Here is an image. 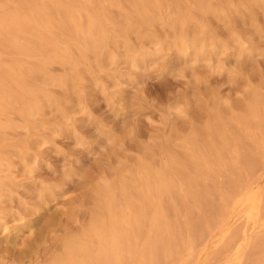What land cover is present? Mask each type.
<instances>
[{"label": "rangeland", "instance_id": "obj_1", "mask_svg": "<svg viewBox=\"0 0 264 264\" xmlns=\"http://www.w3.org/2000/svg\"><path fill=\"white\" fill-rule=\"evenodd\" d=\"M21 1L0 0V15L19 9ZM39 1L27 3L32 7ZM62 1L82 28L88 14L96 18L105 43L93 48L88 36L62 30L64 55L74 64L59 61L52 51L27 57L0 45V90L9 88L12 94L0 114V264H18L13 255L30 249H35L30 264H48L64 238L87 229L98 186L129 176L140 160L164 171L177 186L183 173L197 193L183 199L178 192L179 199L160 194L175 244L189 241L193 249L185 256L173 248L154 264H215L214 210L249 169L241 163L235 173L217 166L197 170L193 157L215 142L202 132L212 121L209 113L216 110L220 126L232 135L240 130L235 118L248 116L251 94L264 97V8L252 7V22L224 0H201L216 12L200 8L199 0H152L158 6L149 12L151 22L144 23L137 14L139 0ZM183 15L189 27L203 28L188 29L190 37L215 41L202 54L180 51L174 43L180 26L170 27V21ZM58 46L57 54L64 44ZM26 66L30 72L17 78ZM25 101L38 102L41 113L27 117L20 107ZM251 172L253 186L264 190V165ZM228 221L232 227L241 223ZM41 222L48 224L45 230Z\"/></svg>", "mask_w": 264, "mask_h": 264}, {"label": "bare ground", "instance_id": "obj_2", "mask_svg": "<svg viewBox=\"0 0 264 264\" xmlns=\"http://www.w3.org/2000/svg\"><path fill=\"white\" fill-rule=\"evenodd\" d=\"M224 1L232 11L246 12L244 17L248 15L252 22V7L264 8L261 0H239L237 4L231 0ZM199 3L203 10L216 12L215 7L203 5L201 0ZM157 6V2L152 0H139L138 8L142 12L137 14H140V21L151 22L152 14L149 12ZM24 7L28 9L26 12ZM226 7L221 6L218 11L224 14ZM54 16L63 20L54 22ZM176 22L180 26L174 41L178 50L190 48L202 54L207 46L215 43L207 36L198 35L197 38L193 33V37H190L188 29L202 32L203 28L199 24L189 27L184 15L172 19L169 26L174 27ZM64 29L69 33L88 36L93 41V48L102 47L105 43L103 29L91 14L87 15V22L82 28L74 11L65 1L40 0L30 7L27 0H23L19 9L0 15V45L11 49L12 54L22 53L27 57L35 56L41 50L52 51L59 61L72 64L73 61L64 55L67 37L63 40L60 38ZM26 33L30 34L29 39L24 37ZM230 39L237 41L238 37L232 34ZM59 43H63L64 47L57 54ZM13 66L14 63L8 65V68ZM20 70L17 78L29 73L31 69L26 66ZM6 89L0 90V114L3 110L1 107L12 95L9 88ZM40 106L36 101H25L20 107L27 117H32L41 113ZM209 114L212 121L203 127L202 132L215 138V142L207 144L199 155H194L197 170L217 166L235 173L239 172L241 163L249 169L244 177L239 175L240 184L233 185L224 205L214 210L218 216L216 238L213 241L216 247L215 264H264V190L254 187L250 179L253 174L251 170L258 164L264 165V97L256 91L251 94L248 116L235 118L240 124V130L232 135L220 126L222 118L216 110ZM192 144L197 147L199 143L193 138ZM175 162V158L170 160L172 164ZM128 174H121L116 182L104 180L98 186L94 192L96 204L87 229L64 238L62 250L53 255L48 264H154L159 256L178 247L183 255L190 256L193 244L182 241L177 247L176 231L166 217L168 206L161 205L159 200L163 193L173 194L177 199L178 193L182 199L185 194L193 195V192L195 196L197 193L191 189L189 178L183 179L185 175L179 173L177 177L180 186H177L164 171L155 170L144 160H140ZM3 185L0 181V188ZM198 197V200L204 201L213 210L214 206L208 200ZM228 219L233 222L239 220L241 223L238 227H232ZM47 225L41 222L40 230H45ZM30 251L35 249L13 256L18 264H30ZM258 252L261 254L256 255Z\"/></svg>", "mask_w": 264, "mask_h": 264}]
</instances>
